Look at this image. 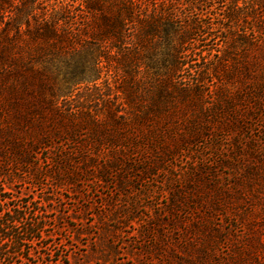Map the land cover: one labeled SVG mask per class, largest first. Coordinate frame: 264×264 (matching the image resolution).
<instances>
[{"label":"trees","instance_id":"trees-1","mask_svg":"<svg viewBox=\"0 0 264 264\" xmlns=\"http://www.w3.org/2000/svg\"><path fill=\"white\" fill-rule=\"evenodd\" d=\"M262 107L264 0H0V180L12 192L39 181L33 159L49 150L58 190L114 178L126 195L132 172H165L204 133L240 132ZM240 156L249 161L232 181L197 167L173 191L172 214L194 205L208 215L177 218L181 256L166 264H264V154ZM20 193L9 208L0 194V264L54 236L43 235L54 210Z\"/></svg>","mask_w":264,"mask_h":264},{"label":"rangeland","instance_id":"rangeland-1","mask_svg":"<svg viewBox=\"0 0 264 264\" xmlns=\"http://www.w3.org/2000/svg\"><path fill=\"white\" fill-rule=\"evenodd\" d=\"M247 94L246 91L241 96L235 94L234 100L239 101ZM197 145L169 159L165 172L157 171L145 180L139 179L142 176L139 171L132 172L130 187L121 196L114 178L99 185L93 181L84 185L78 182L79 192L72 186L58 190L47 176L57 166L45 159L51 153L44 150L39 161L33 159L35 171L40 173L39 181H14L12 192L3 188L5 180H0V194L8 197L5 208L16 206L18 202L12 198L23 191L28 194L24 202L37 203L32 208L54 210L46 214L48 227L43 234L54 236L26 242V259L17 264H166L173 252L181 256L178 243L184 238L186 226L178 223L177 218L190 222L197 214L208 215V211L191 205L172 214L167 208L173 191L187 186L194 168H205L207 178L221 185L232 181V175H237L242 164L249 161L240 154H264V108L249 118L240 132L213 128L199 137ZM224 161H231L235 167L222 166ZM44 196L52 200L50 205H38ZM221 213L215 212L216 224L225 230L232 228L226 214ZM152 224H157L155 230L150 229Z\"/></svg>","mask_w":264,"mask_h":264}]
</instances>
